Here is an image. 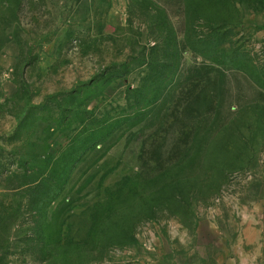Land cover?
I'll return each instance as SVG.
<instances>
[{
  "label": "rangeland",
  "instance_id": "1",
  "mask_svg": "<svg viewBox=\"0 0 264 264\" xmlns=\"http://www.w3.org/2000/svg\"><path fill=\"white\" fill-rule=\"evenodd\" d=\"M0 264H264V0H0Z\"/></svg>",
  "mask_w": 264,
  "mask_h": 264
}]
</instances>
